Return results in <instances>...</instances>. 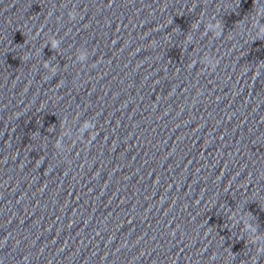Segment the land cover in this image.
<instances>
[{
  "label": "water",
  "instance_id": "95a60500",
  "mask_svg": "<svg viewBox=\"0 0 264 264\" xmlns=\"http://www.w3.org/2000/svg\"><path fill=\"white\" fill-rule=\"evenodd\" d=\"M258 247L264 0H0V264Z\"/></svg>",
  "mask_w": 264,
  "mask_h": 264
},
{
  "label": "clouds",
  "instance_id": "9594fccd",
  "mask_svg": "<svg viewBox=\"0 0 264 264\" xmlns=\"http://www.w3.org/2000/svg\"><path fill=\"white\" fill-rule=\"evenodd\" d=\"M254 25H255V23H254ZM258 250H259L260 252H264V248H262V247H258Z\"/></svg>",
  "mask_w": 264,
  "mask_h": 264
}]
</instances>
